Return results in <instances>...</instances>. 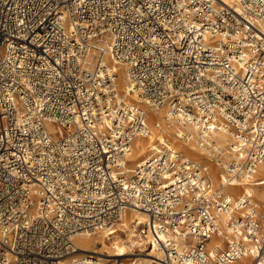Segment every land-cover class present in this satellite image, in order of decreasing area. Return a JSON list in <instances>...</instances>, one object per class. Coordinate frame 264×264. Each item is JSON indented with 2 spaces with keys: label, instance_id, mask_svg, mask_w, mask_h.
Returning a JSON list of instances; mask_svg holds the SVG:
<instances>
[{
  "label": "built area",
  "instance_id": "obj_1",
  "mask_svg": "<svg viewBox=\"0 0 264 264\" xmlns=\"http://www.w3.org/2000/svg\"><path fill=\"white\" fill-rule=\"evenodd\" d=\"M262 23L264 0H0V264H141L74 242L131 212L152 263L264 264V212L226 190L264 161ZM157 111L210 164L152 139Z\"/></svg>",
  "mask_w": 264,
  "mask_h": 264
},
{
  "label": "bare ground",
  "instance_id": "obj_2",
  "mask_svg": "<svg viewBox=\"0 0 264 264\" xmlns=\"http://www.w3.org/2000/svg\"><path fill=\"white\" fill-rule=\"evenodd\" d=\"M261 27L264 31V23L261 24ZM118 86L119 89L124 92L122 94L126 95L128 93V80L123 76L122 73H120ZM129 96V98H131L133 101H137L139 103L142 102V99L137 95L130 94ZM150 118L152 120L158 121L161 124V130H154L155 133L152 139H162L164 136H169L175 147L178 148L181 152L183 151L185 154L198 160L206 156L204 150L202 148H199L194 141L185 138V135L190 131V128H184L177 125H168L166 113H164V111H157L155 113H152L150 114ZM147 150V141H145L144 139L136 140L133 146L132 159L136 160V162L139 161L146 154ZM211 168L214 173L215 182L218 185L222 184V172L218 170L214 165H212ZM226 190L229 195L236 200L249 196L251 200L253 202H257L264 211V161L261 162L258 166L257 174L250 183H240L237 186H227ZM238 190H240V192H238ZM135 219H142V215L138 212H131L130 217L125 219L126 226L129 229V232L127 233V236L125 238L116 237L107 241L106 238L102 235L89 237L84 234H78L74 238V242L77 243L81 252H96L99 254H105V252L108 251L109 254H111L112 251L116 249V255L118 256H126L129 249L131 248V245L138 243L140 248L143 250L142 253L136 254L138 255V261H140L141 264H155L152 263L153 261L152 257H150V254L148 255L147 253H143L145 252V242L139 241L133 237L135 234L133 232V225L131 224ZM99 245H101L100 248ZM157 264L163 263L159 262ZM238 264H254V258H244L243 260L239 261Z\"/></svg>",
  "mask_w": 264,
  "mask_h": 264
},
{
  "label": "rangeland",
  "instance_id": "obj_3",
  "mask_svg": "<svg viewBox=\"0 0 264 264\" xmlns=\"http://www.w3.org/2000/svg\"><path fill=\"white\" fill-rule=\"evenodd\" d=\"M200 160H203V161H205V162H207L208 164H210L209 163V161H208V158H207V156H204V157H202V159H200ZM210 166H212V165H210ZM215 181V180H214ZM216 183V182H215ZM218 185V184H217ZM238 192H240V190H238ZM262 209V211H263V208H261ZM264 212V211H263ZM101 247V245H99V248Z\"/></svg>",
  "mask_w": 264,
  "mask_h": 264
}]
</instances>
